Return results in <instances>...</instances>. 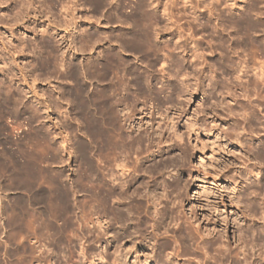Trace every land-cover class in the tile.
I'll return each mask as SVG.
<instances>
[{
    "label": "rangeland",
    "instance_id": "374dc122",
    "mask_svg": "<svg viewBox=\"0 0 264 264\" xmlns=\"http://www.w3.org/2000/svg\"><path fill=\"white\" fill-rule=\"evenodd\" d=\"M0 264H264V0H0Z\"/></svg>",
    "mask_w": 264,
    "mask_h": 264
},
{
    "label": "bare ground",
    "instance_id": "6f19581e",
    "mask_svg": "<svg viewBox=\"0 0 264 264\" xmlns=\"http://www.w3.org/2000/svg\"><path fill=\"white\" fill-rule=\"evenodd\" d=\"M143 19V18H142ZM139 20V19H138ZM141 23V22H140ZM140 23H139V26H141L140 25ZM142 25H143V23H142ZM138 26V27H139ZM139 29V28H138ZM135 32V31H134ZM146 35H147V33H146ZM146 35L144 34V33H142L141 31L139 32V31H136V33L134 34V48H136L138 51H141V52H145V53H147V52H155V51H153L154 50V48H152L151 46H150V41H149V38L148 37H146ZM133 39V38H132ZM196 50V49H195ZM152 54V53H151ZM152 55H155V54H152ZM194 64V63H193ZM107 69V68H106ZM103 74V73H102ZM104 92V91H103ZM196 124V123H195ZM113 126V125H112ZM108 132H110V131H108ZM197 132V131H196ZM113 141V140H112ZM100 143V142H99ZM105 150V149H104ZM204 154V153H203ZM107 156V155H106ZM203 156V155H202ZM119 166V165H118ZM95 171V170H94ZM136 171V170H135ZM128 174V173H127ZM113 177V176H112ZM101 178V177H100ZM99 179V178H98ZM102 183V182H101ZM122 187V186H121ZM94 189V188H93ZM92 190V189H91ZM95 190V189H94ZM127 190V189H126ZM92 192V191H91ZM106 192H108V191H106ZM95 192H93V194H94ZM96 196L98 197V195H99V191L97 190L96 191ZM143 195V194H142ZM96 196H94V197H96ZM100 196V195H99ZM95 199V198H94ZM148 199V198H147ZM135 200V199H134ZM144 201V200H143ZM140 203V202H139ZM96 205V204H95ZM157 209V208H156ZM154 210V209H153ZM156 212V211H155ZM147 220V219H146ZM100 223V222H99ZM99 223H97V224H99ZM139 223V222H138ZM108 226V225H107ZM106 226V227H107ZM98 227V226H97ZM101 227H103V226H101ZM99 228H100V226H99ZM90 231H91V229H90ZM98 232H100V230L98 231ZM98 232H96L98 235H95V236H99V234L100 233H98ZM95 233V234H96ZM102 233V232H101ZM106 234V233H105ZM191 234V233H190ZM151 235V234H150ZM154 236V235H153ZM192 236H193V234H192ZM96 238V237H95ZM100 238V237H99ZM103 238H104V236H103ZM94 240V239H93ZM100 252L98 251V254H99ZM101 256V255H100ZM97 258V257H96ZM117 259V258H116ZM114 260V259H113ZM99 262V261H98Z\"/></svg>",
    "mask_w": 264,
    "mask_h": 264
}]
</instances>
